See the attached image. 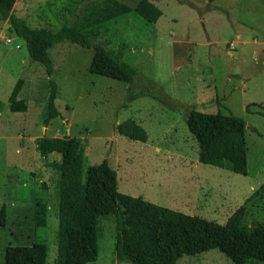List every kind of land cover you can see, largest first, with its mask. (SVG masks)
<instances>
[{"label": "rangeland", "instance_id": "obj_1", "mask_svg": "<svg viewBox=\"0 0 264 264\" xmlns=\"http://www.w3.org/2000/svg\"><path fill=\"white\" fill-rule=\"evenodd\" d=\"M116 1L130 11L85 35L103 39L175 105L149 97L128 103L127 85L88 73L91 50L62 43L49 51L58 116L44 127L49 94L44 67L29 60L23 41L0 21V208L6 207L0 264L7 246H29L35 239L46 245V264L56 260L57 172L49 164L59 156H39L42 137L79 138L84 167L106 160L121 194L221 225L264 184V0ZM77 3L17 0L12 15L31 28L57 31L75 15ZM17 80L23 82L18 99L26 105L24 113L8 110ZM191 106L245 121L247 176L197 161L184 122ZM121 123L134 126L130 138L117 133ZM36 199L45 205L47 220L35 231ZM257 223L264 224V199L249 205L243 226L251 230ZM97 244V259L89 264H117L112 215L99 218ZM177 264L232 263L211 250L183 256Z\"/></svg>", "mask_w": 264, "mask_h": 264}, {"label": "trees", "instance_id": "obj_2", "mask_svg": "<svg viewBox=\"0 0 264 264\" xmlns=\"http://www.w3.org/2000/svg\"><path fill=\"white\" fill-rule=\"evenodd\" d=\"M17 0H0V21L9 23V31L21 39L29 60L44 67L49 94L43 126L58 116L55 106L57 86L52 79L49 51L56 45L70 43L91 50L88 73L119 81L128 86L129 103L149 97L164 106L176 101L158 91L154 82L136 67L117 57L100 40L86 36L83 30L119 17L130 8L116 0H78L75 15L57 31L31 28L12 15ZM22 80H17L7 100L11 113H24L26 105L18 99ZM147 84V87L144 86ZM136 87L135 89H133ZM214 104L220 105L214 101ZM227 110V109H226ZM228 111V110H227ZM186 128L196 145L197 161L247 176L246 123L242 118L216 113H202L195 106L187 110ZM120 136L135 133L132 124L116 126ZM36 149L40 157L59 156L49 167L57 172V255L54 264H89L97 259L99 218L114 217V262L119 264H177L183 256H196L217 250L232 264H264V224L251 230L244 226L249 205L264 199V184L257 188L225 221L218 224L199 217L160 207L118 191L117 174L106 160L84 167L82 142L75 137H42ZM33 229L46 226V207L34 201ZM6 224V207L0 208V227ZM3 264H46V245L35 239L29 246H7Z\"/></svg>", "mask_w": 264, "mask_h": 264}, {"label": "crops", "instance_id": "obj_3", "mask_svg": "<svg viewBox=\"0 0 264 264\" xmlns=\"http://www.w3.org/2000/svg\"><path fill=\"white\" fill-rule=\"evenodd\" d=\"M96 26H97V25H96ZM96 26H94V27H96ZM89 29H91V27H90V28H87V29H85V30H83L82 33H83V34H87L88 32H90ZM93 33L95 34V32H93ZM86 36H88V35H86ZM89 37H90V36H89ZM101 41H103V39H101ZM103 43H104V42H103ZM106 46H107V45H106ZM107 47H108V46H107ZM116 56H117V55H116ZM118 56H119V55H118ZM118 56H117V57H118ZM119 58H120V57H119ZM120 59H121V58H120ZM122 60H123V59H122Z\"/></svg>", "mask_w": 264, "mask_h": 264}]
</instances>
